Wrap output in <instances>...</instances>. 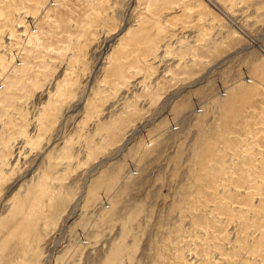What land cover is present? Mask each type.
Returning a JSON list of instances; mask_svg holds the SVG:
<instances>
[{
  "label": "rangeland",
  "instance_id": "obj_1",
  "mask_svg": "<svg viewBox=\"0 0 264 264\" xmlns=\"http://www.w3.org/2000/svg\"><path fill=\"white\" fill-rule=\"evenodd\" d=\"M0 264H264V0H0Z\"/></svg>",
  "mask_w": 264,
  "mask_h": 264
},
{
  "label": "bare ground",
  "instance_id": "obj_2",
  "mask_svg": "<svg viewBox=\"0 0 264 264\" xmlns=\"http://www.w3.org/2000/svg\"><path fill=\"white\" fill-rule=\"evenodd\" d=\"M63 158H64V156H63ZM65 159V158H64ZM41 190H43V192L45 191V188H43V189H41Z\"/></svg>",
  "mask_w": 264,
  "mask_h": 264
}]
</instances>
